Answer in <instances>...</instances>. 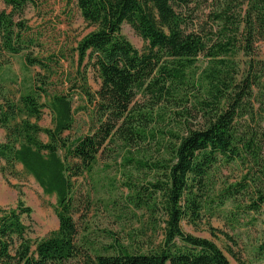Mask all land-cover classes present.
Returning <instances> with one entry per match:
<instances>
[{
  "label": "trees",
  "instance_id": "obj_1",
  "mask_svg": "<svg viewBox=\"0 0 264 264\" xmlns=\"http://www.w3.org/2000/svg\"><path fill=\"white\" fill-rule=\"evenodd\" d=\"M74 1L86 20L98 24L72 49L78 77L63 76L66 47L47 56L28 52L26 63L44 73H37L31 90L17 102L0 104V127L6 131L0 172H12L20 163L46 193L55 194L58 227L31 240L22 218L31 208L22 200L0 208V264H76L80 259L85 264H231L215 241L186 233L181 223L198 219L209 201L223 206L248 197L252 210L264 204V0H214L221 28H187L192 0ZM4 2L13 12L39 5L38 0ZM124 23L142 37V49L122 34ZM43 36L42 30L16 21L13 13H0V52L40 46ZM239 52L247 57L243 66L235 58ZM200 58L206 66L199 72ZM90 65L100 69L120 100L134 96L122 115L115 98L101 105L102 116L121 115L104 148L110 146L108 157L116 155L123 167L157 171L149 182L152 188L137 189L128 182L135 189L128 200L153 213L161 210L164 217L160 242L136 245L138 238H132L125 244L111 236L112 242L92 257L90 246L79 243L72 215L66 158L75 142L65 133L73 124V103L65 91H52L58 72L62 85L80 91L92 104L86 77ZM191 100L201 118L198 125L182 121ZM44 107L52 113V127L39 124ZM167 118L176 124H166ZM222 161H238L244 174L220 193L209 194L214 168Z\"/></svg>",
  "mask_w": 264,
  "mask_h": 264
},
{
  "label": "rangeland",
  "instance_id": "obj_2",
  "mask_svg": "<svg viewBox=\"0 0 264 264\" xmlns=\"http://www.w3.org/2000/svg\"><path fill=\"white\" fill-rule=\"evenodd\" d=\"M73 1L38 0V6L29 4L22 12H13L12 7L0 0V13H13L16 21H23L27 26L38 28L44 33L40 46L18 53L0 52L1 105L8 100L17 102L22 94L31 90L37 73H44L37 65L30 66L26 63L25 54L28 52L33 56H47L66 47L67 60L63 63V76L78 77L77 55L72 57V49L94 31L98 24L86 20L81 15L77 1ZM215 11L214 0H192L186 11L187 28H221L222 21L215 19ZM239 12L240 8H237L233 13L238 15ZM121 32L135 47H144V40L129 23L122 25ZM235 58L243 66L247 57L239 52ZM86 62L87 59L83 62V67ZM196 64L200 72L206 66V60L200 58ZM86 77L90 91L94 94L92 104L80 91L69 89L67 83L62 85L58 72L52 77V91H65L73 103V124L65 136L75 144L66 162L73 186L72 215L77 224L79 243L90 246L91 257L95 250L102 251L112 242L111 236L119 237L128 244L132 238H138L139 242H134L136 245L147 240L158 243L163 237L162 211L153 213L146 207L131 205L128 196L134 194L135 189L132 190L127 185L132 182L137 185V189L142 185L147 189L152 188L149 182L155 180L157 171H137L131 166L123 167L119 157L116 158L114 154L108 157L110 146L105 151L120 116L131 105L134 96L120 100L121 95H117L96 65L87 68ZM112 98L122 105V113L115 119L102 116L101 111L103 102L113 101ZM192 104L194 102L191 100L188 105L190 113L185 114L182 121L186 122L188 119L191 124L198 125L201 118ZM52 119L50 109L44 107L39 124L42 127H52ZM176 122L172 118L166 119V124L175 125ZM5 133V129L0 127V141L4 140ZM40 138L44 142L48 141L44 133L40 134ZM2 164L0 159V166ZM244 171L238 161L218 163L211 180L214 185L209 183V194L216 195L240 180ZM19 200L31 208L30 215L22 216L27 227V238L37 240L57 229V197L46 193L34 176L22 164L16 163L12 172H0V208L15 207ZM249 202L248 197L236 202L228 200L223 206L209 201L204 205L199 218L184 219L182 228L186 233L215 241L224 250L231 264H264V204L259 210H252L248 208ZM76 264L85 263L80 259Z\"/></svg>",
  "mask_w": 264,
  "mask_h": 264
}]
</instances>
